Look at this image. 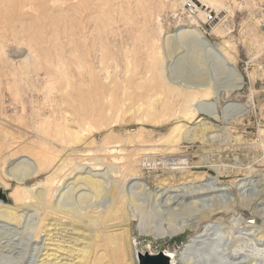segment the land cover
Segmentation results:
<instances>
[{"label": "rangeland", "instance_id": "374dc122", "mask_svg": "<svg viewBox=\"0 0 264 264\" xmlns=\"http://www.w3.org/2000/svg\"><path fill=\"white\" fill-rule=\"evenodd\" d=\"M148 1L154 5L159 0ZM179 1L177 6H172L174 0L160 1L163 5L161 21L165 28L162 38L173 37L185 29L192 23L190 16L193 17L197 21V29L211 47L220 45L223 40L230 43L232 48L226 58L239 74L241 88L227 94L226 89L234 84L233 72L222 68L219 57L209 48L193 43L192 36L188 35L184 39L190 45L181 50L182 54L175 52L167 57L164 69L176 85L199 84L210 87L208 91L211 94L204 101L217 102L218 117L202 111L190 120L184 117L176 103L146 115L144 104L136 100L133 106L122 105L118 110L104 112V116L89 120L78 132L81 138L84 137L82 141L76 142L73 135L59 138L57 144L65 140L72 148L67 146L63 149L50 169L35 177L28 176L21 183L15 177L26 168L22 161H32L22 156L27 154V148H17L19 156L12 159L6 158L7 154L2 151L0 204L9 206L8 209L20 215L21 219L10 223L0 221V264H139L138 254L154 255L160 252L173 255L169 264H202L203 261L198 263L196 258H181V254L190 236L211 220L207 218L208 210L194 206L171 210L169 206L154 204L155 201H161L157 195L164 186H182L185 182L184 185L189 187L214 182L212 184L227 188V194L234 201L227 213L221 207L216 211L222 212L212 218L216 220L221 217L223 223L220 233H224L226 242L238 234H234L233 228L236 226L232 225L235 222L231 218L239 219L240 227L264 229V198L259 199L264 197V26L256 16L264 8V0H223L225 3L220 10L213 7L206 9V12L211 11L213 15L211 21L199 16L193 3L199 8L201 6L195 0ZM13 22L9 16L0 19V43L5 48V58L0 56V149L12 137L15 142L35 138V131L25 128L24 123L33 126L37 117L28 112L25 116H19L18 105L10 95L9 86H13V74L17 77V73L29 62L31 68H43L51 65L52 61H58L59 58L65 61L68 57L67 52L62 57L60 50L65 38L55 42L56 36H51V28H42L41 37L45 41L40 44L39 39L31 34L24 37L25 41L18 43L6 30ZM67 26L66 21L56 23L57 34ZM48 38L51 44L47 42ZM27 42H37L38 46L43 47L40 56H44L37 62L28 59ZM32 82L41 86L45 79ZM18 83L19 87L25 85L24 81ZM28 98L30 95H25L23 99L27 101ZM42 99L39 96V102ZM229 102L244 103L247 111L225 117L222 110ZM151 116L159 121H152ZM17 121L23 123V126L19 127ZM130 154L136 155L135 167L125 168L126 158L123 156ZM116 156L121 158L117 159ZM169 156L180 157L185 163L172 166L170 163H162ZM151 157H158L157 163H153L152 167L144 166L142 163L145 158ZM96 162L98 165H91ZM57 169H62L58 177L72 169L57 190L59 194L56 192L54 195L60 209L80 214L82 219L91 222H82V219H75L65 212L43 215L39 206H26L33 193L39 196L38 192L46 187L47 178ZM120 169L135 175L121 180L118 172ZM85 176L102 181L103 186L91 185L88 182L90 180L82 179ZM132 177L136 178L130 179ZM201 178L204 179L200 181ZM245 181L251 182L247 187L257 190L255 200L243 197L251 192L240 188V184ZM18 185L19 191L16 193ZM119 192L123 194L122 200L110 216L106 213L99 221V210L106 208L107 204L114 206V197ZM209 203L212 204L210 208L220 206L216 199ZM42 218V229L36 236L35 230ZM184 218L191 219V226H196L195 230L194 227L177 229L178 222ZM120 244H124V248ZM184 259L187 263H183Z\"/></svg>", "mask_w": 264, "mask_h": 264}, {"label": "bare ground", "instance_id": "6f19581e", "mask_svg": "<svg viewBox=\"0 0 264 264\" xmlns=\"http://www.w3.org/2000/svg\"><path fill=\"white\" fill-rule=\"evenodd\" d=\"M160 1L151 5L148 0H0V19L9 16L10 19L14 20L13 23L7 26L6 30L19 41L18 43L25 41L24 37L26 35L28 37L30 34L39 39L38 44L44 42L45 40H42L43 37H41L42 28L48 27L52 29L51 36H56L55 42H59L62 38L66 39H63L64 42L61 43L62 57H65V52L68 53L65 61L59 58L60 61H52L51 65H46L43 68H35V66L31 68L29 62L26 67L17 73V77L12 72L14 80L13 86H9V90L12 99L18 105V115L25 116L28 112L29 115L33 116L35 114L37 117V121L35 124L33 123V126L24 123L25 128L35 131V135L33 134L35 138L29 139V141L20 139L15 142L12 137L0 149V154L5 151L3 154H7L5 157L9 159L19 156L17 155L19 152V150H16L17 148L28 149H23L27 154L22 156H27L32 161H29V159L22 161L26 168L16 174L15 179L18 183L24 181L28 176L35 177L40 172L50 169L63 149L67 146L72 148L65 140H61L62 144H57L59 138L73 135L76 142L82 141L84 137L81 138L78 132L82 130L83 126L85 127L89 120L104 116V112L118 110L122 105L133 106L139 101L144 104L146 115H149L150 111L176 103L179 110L184 113V117L190 120L202 111L207 112L212 117H218L217 102L204 101L211 94L208 91L210 87L199 84L194 86L188 84L176 85L164 69V60L167 57H171L175 52L182 54L181 50L190 45L184 39L188 35L192 36L193 43H197L203 48H209L215 56L219 57L222 68L224 67L233 72L234 84L226 89V93L229 94L241 88L240 76L226 58L232 48L230 43L223 40L220 45L211 47L210 43L204 39V36L197 29L198 24L193 17L190 16L192 23L185 29H181L173 37L162 38L165 28L161 21L163 5ZM177 1L179 0H174L172 6H177ZM185 1L187 0L179 2L183 3ZM194 2L200 4V8L204 7L200 9L197 4L193 3L199 16L204 19L206 9L213 7L220 10L225 3H223V0H195ZM40 21H42L41 24H39ZM64 21L68 23V26L57 34L56 23ZM22 34L23 37L20 36ZM50 41V38H48L47 42L50 43ZM38 44L37 42H33V44L27 42L29 48L28 59L31 61L37 62L40 57L44 56H40L43 47L38 46ZM0 56H5V48L2 43H0ZM39 79H45L44 84L41 86H37L32 82ZM21 81H24L25 85L19 87L20 83L18 82ZM25 95H30L27 101L23 99ZM39 96L43 98V101L39 102ZM246 111V104L229 102L223 108L222 115L228 117ZM68 115H70L69 118ZM151 117L152 121H159V119ZM0 123L2 122L0 121ZM17 123L19 127L23 126L21 125L23 123L18 121ZM6 132L4 133L6 134ZM176 133H179V131ZM30 137H32L31 133ZM120 156L118 157L121 158ZM134 156L136 155L123 156L126 158V164L123 167L134 168V162L137 160ZM156 160H158V157L145 158L142 164L152 167ZM184 161L180 157L169 156L162 163H170L172 166L185 163ZM91 165L96 166L98 163H92ZM62 169H57L47 178L44 190L38 192L39 196L33 193L26 206H39L44 212L43 215H48L50 212H65L80 220L82 218L79 213L77 215L72 211H62L61 206L54 199V195L62 185L63 179L72 171L71 169V171L64 172L63 175L58 177L57 174ZM118 172L121 180L127 179V176L135 175V173L128 174L125 169H120ZM134 178L136 177L130 179ZM82 179L90 180L88 182L91 185L103 186L102 181L92 179L91 176H85ZM203 179L201 178L200 181ZM185 183H182V186H164L157 195V199L161 201L154 202V204L158 203L160 206H169L171 210H180L182 206H194L200 210H208L207 218L211 220L205 223L201 230L190 236V240L182 250L181 258H196L199 261L198 263L203 261L202 264H264V229H261V227L256 229L240 227L238 225L240 220L231 218V221L235 222L232 225L236 226L233 228L235 229L234 234H238L232 236L230 242H226L224 233H220L223 223L221 217L212 220L215 214L222 212L221 210L216 211V209L223 207V211L227 213L228 207L234 201L227 194V188L212 184L214 182L195 187L185 186ZM250 183L242 182L240 188L251 191L249 195H244V198L255 200L258 192L251 186L247 187ZM19 186L15 189L16 193L19 191ZM74 187H72V190H74ZM120 192L114 197L116 201L114 206L111 207L107 204L106 208L99 210V215H101L99 221L106 213L110 216L115 206L122 200L123 194ZM57 193L59 194V192ZM189 198L192 199L188 200ZM261 198L263 200L264 197H259V199ZM213 199L218 201L219 207L210 208L212 202H209ZM1 207H4V209H0V221L10 223L9 221L21 219L20 215L8 209L9 206L0 204ZM190 220V218L181 219L178 222L177 229L185 230L194 227L193 230H195L196 226H191L192 221ZM43 221L44 218L38 221L35 230L36 236L42 229L41 224ZM89 221L85 218L82 219V222L85 223ZM232 225L231 227H233ZM120 246L124 248V244H120ZM168 256L171 263L173 255L168 254ZM183 263H187V260L184 259Z\"/></svg>", "mask_w": 264, "mask_h": 264}, {"label": "water", "instance_id": "95a60500", "mask_svg": "<svg viewBox=\"0 0 264 264\" xmlns=\"http://www.w3.org/2000/svg\"><path fill=\"white\" fill-rule=\"evenodd\" d=\"M139 264H169L170 258L167 254L160 252L158 254H138Z\"/></svg>", "mask_w": 264, "mask_h": 264}, {"label": "built area", "instance_id": "2783aa9c", "mask_svg": "<svg viewBox=\"0 0 264 264\" xmlns=\"http://www.w3.org/2000/svg\"><path fill=\"white\" fill-rule=\"evenodd\" d=\"M257 19L259 20L260 24L264 26V8H261L257 13H256ZM205 19L207 21H211L213 19V15L211 14V11L206 12Z\"/></svg>", "mask_w": 264, "mask_h": 264}]
</instances>
